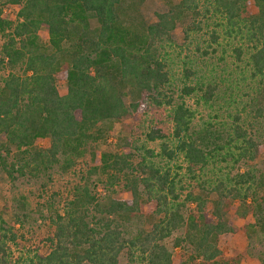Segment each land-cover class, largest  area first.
Returning <instances> with one entry per match:
<instances>
[{
	"label": "trees",
	"instance_id": "obj_1",
	"mask_svg": "<svg viewBox=\"0 0 264 264\" xmlns=\"http://www.w3.org/2000/svg\"><path fill=\"white\" fill-rule=\"evenodd\" d=\"M124 1L0 0V33L10 30L0 57V71L10 70L0 75V172L12 180H35L56 166L70 170L91 155L88 170L48 216L46 234L25 254L13 252L24 242L13 231L20 220L9 226L0 216V264H119L122 255L126 264H237L223 257L222 238L234 232L224 217L230 208L253 220L248 233L254 228L264 233V174L247 169L203 179L209 165L254 160L264 144V0H173L141 32L120 24ZM4 6L17 7L14 23L3 16ZM90 18L97 23L93 31ZM180 24H185L184 41L205 31L211 51L222 41L231 46L236 68H244L240 79L206 82L184 66V80L193 84L183 83L180 101L175 100L168 93L165 56ZM41 28L47 29L48 45L38 43ZM16 67L20 72L12 73ZM57 79L66 85L64 95ZM241 82H248L244 101L234 95ZM193 95L209 107L224 95L236 110L231 125L193 129L196 113L184 102ZM154 107L168 108L172 123L170 136L157 129L145 134L146 141L160 142L159 153L143 145L133 151L127 142L114 153L89 151L99 125L127 116L137 120ZM156 157L166 163L180 157L183 165L176 167L184 175H171L153 161ZM99 174L103 186L122 182L126 198L102 196ZM211 194L216 198L209 212ZM145 202L155 203L162 215L150 229L141 213ZM173 235L172 248L191 253L190 261L175 258L167 247Z\"/></svg>",
	"mask_w": 264,
	"mask_h": 264
},
{
	"label": "rangeland",
	"instance_id": "obj_2",
	"mask_svg": "<svg viewBox=\"0 0 264 264\" xmlns=\"http://www.w3.org/2000/svg\"><path fill=\"white\" fill-rule=\"evenodd\" d=\"M176 1V0H175ZM174 1V2H175ZM173 0H126L119 8L120 24L126 27L130 31L141 32V28L144 24H151L156 21V13H162L169 9ZM17 7L4 6L3 16L14 23L17 16ZM189 23V22H188ZM187 23V24H188ZM185 24H180L172 32L171 37L174 41V45L166 50V65L168 71L171 74L170 91L175 100L180 101L179 94L180 88L183 83L188 85L193 84L191 82H185L184 66H189L196 74L197 78L208 81H221L233 80L238 81L240 79V70H243L241 64L240 69L236 68L234 55L231 50V46H225L223 41L220 47L211 45L215 51H211L208 48L210 44V38L207 32L196 34L195 38L190 36V41H184L183 30ZM90 30L93 31L97 28V23L94 19L90 18L89 21ZM205 30V29H204ZM10 30H5L0 33V57L1 47L6 40V33ZM209 31V29H208ZM192 35V34H191ZM38 43L48 45V33L46 28H41L38 31ZM69 44L65 45V48H69ZM199 46L200 52H197L195 47ZM202 51H206L208 55H203ZM10 72L9 68L2 69L0 75ZM12 73H19V67H16ZM196 78V77H195ZM194 78V79H195ZM195 82V81H194ZM224 82L223 84H225ZM222 85V83L220 84ZM248 82L240 86L243 88L235 92V96L243 101L246 99L243 93L247 92L245 86ZM56 87L60 95L66 93V85L63 81L57 79ZM226 87V86H225ZM223 89V86L221 87ZM225 89V88H224ZM216 101L210 107L205 106L199 101V96L184 97V102L191 110L195 111V119L192 123L193 129L196 131L205 124L209 123L212 127H229L232 123V115L235 114L234 107L228 105L224 100ZM125 104L128 105L131 102V98H124ZM168 108H149L145 112L137 116V120H134L131 116H127L119 122H105L99 125L101 130L100 134H96V139L90 142L89 151H95L98 154L102 152L114 153L121 149L124 143H128L133 151L136 147L145 146L147 149L153 150L154 153H159V141L148 142L146 141L145 134L151 129L160 130L162 134L170 136L172 123L169 117ZM47 142H41L39 145H46ZM136 153V152H135ZM88 153L86 156L79 160L75 166L70 170L63 171L60 167L56 166L49 174L42 176L35 180H29L27 178L16 177L13 180L8 178L2 172H0V216L11 226L14 220L19 219L13 226V231L17 235H21L24 242H21V246L13 248L14 256L18 257L22 253H26L28 247L34 244H38L46 234V224L49 215L54 213L59 206L62 205L73 185L80 181V179L88 170L91 165L90 157ZM153 161L160 167H167L171 169V175L179 174L184 175V170H180L177 167H182L181 158H177L170 163H166L164 158H154ZM177 166V167H176ZM252 170L256 175L264 174V144L259 147L255 152L254 160H242L237 165L233 166V162L227 160V162H218L215 165H209L204 171L203 179H213L214 176L219 175L224 177V174L233 175L237 171L239 173ZM100 176V183L98 191L102 196H112L114 198H126L127 194L122 190V182L116 183L114 187L104 185L105 177ZM121 179V177H119ZM176 178L175 181H177ZM187 179L183 178L181 185H185ZM177 184V188L181 186ZM191 185V183H190ZM188 187L187 190H193L194 188ZM194 193H198V189L193 190ZM185 191L182 190L180 202H183ZM216 196L211 194L207 197L206 210L211 212L213 210V201ZM237 205V202H235ZM193 206H189L190 209ZM53 209V210H52ZM141 213L143 215L144 227L150 229L151 225L157 222L162 215L156 214V204L153 202H145L141 206ZM225 221L234 229L233 234L227 235L222 238V245H225L223 249V257L225 260L236 261L237 264H263L264 261V233H260L257 228H254L253 233H248L246 225L253 223V220L248 218H241L236 215L234 209H228L225 211ZM179 234V233H175ZM173 235L167 240V247L173 252L175 258H181L183 260H189L191 253L185 252L182 247L172 248V242L175 237ZM221 245V246H222ZM198 261V260H197ZM197 261L195 264H197ZM119 264H126L125 255H122L119 259ZM192 264V263H189Z\"/></svg>",
	"mask_w": 264,
	"mask_h": 264
}]
</instances>
